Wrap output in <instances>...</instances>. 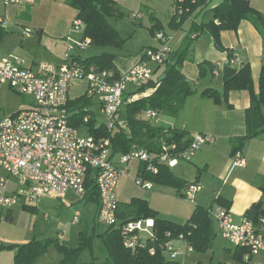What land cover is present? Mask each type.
<instances>
[{
    "label": "crops",
    "instance_id": "crops-1",
    "mask_svg": "<svg viewBox=\"0 0 264 264\" xmlns=\"http://www.w3.org/2000/svg\"><path fill=\"white\" fill-rule=\"evenodd\" d=\"M31 1L33 2L7 4L5 0H0L4 6H14L15 13L18 15L20 12V15H24L26 18L24 19L26 23L16 21V24L21 27L19 25L9 27V20L6 16L0 15V18L7 20L6 25L0 23V29L4 32V36L0 40V54L17 55L25 61L27 66L33 69H37L42 62H48L55 69H58L70 58L82 59L79 48L69 49V45L77 41V37L80 40L85 38L84 30L81 37L74 36L73 21L78 11L67 4L66 0ZM113 1L124 15L129 13L130 16L132 13H140L141 17L132 18L138 20L144 28L150 29L153 35L155 34L153 29L155 26L160 27V29L163 27L161 31L169 37L168 43L172 53L181 49L190 36L191 46L182 70L190 84L196 87V91L186 98L182 109L174 117L175 121L168 123V125L186 130L191 137L194 133L212 134L214 136V142L202 145L196 151L193 159L189 161L193 165L191 166L192 169L182 165L181 161L171 168L174 174L184 179L186 183L194 181L200 183L201 189L195 194L194 200L183 195L185 186L179 188L153 181L151 189L144 188L140 195L133 197L147 199L150 206L158 212L160 218L178 223H185L197 205L210 208L213 211L220 206L224 207L229 210L231 221L240 222L247 209L254 203L264 200V131L245 139L240 149L245 163L237 164L239 158L234 154L233 148L234 145H239L237 140L247 133L246 110L251 104V93L246 89L232 90L229 94L231 107H228L224 102L217 104L213 98L202 95V90L209 86L221 91L224 88V68L231 65L240 69L249 63L254 90L258 93L264 59L262 35L249 20L244 19L240 22L238 29L221 32V43L224 48L219 49L207 26L204 25L214 19L212 10L223 0H205V3L199 6L179 27L175 26L178 20L173 22L176 10L173 15L171 14V6L172 4L175 5V0ZM250 3L264 14V0H250ZM171 17L173 29H167L164 19L170 21ZM45 18H49V21H44ZM26 28L32 29L30 35L25 34ZM119 32L121 33L120 30ZM34 33L36 34L35 37L33 36ZM121 35L124 37L122 33ZM150 46L156 47L153 44L148 47ZM115 54L117 55L116 70L118 74H122L142 59L143 52L141 56L138 54L137 57L130 60V64L127 66L124 65L125 59L119 57L118 53ZM203 62H209L214 68L209 77L204 79L200 78L199 72V64ZM153 66L158 78L165 75L164 65ZM75 86L80 88L82 92L75 96L70 90V98L72 99L85 93L87 83L79 81L73 85V87ZM92 102L100 106L96 101ZM95 114L97 116L96 111ZM99 114L103 116L101 110ZM97 123L105 122L99 123L97 117ZM135 165L137 168L138 164ZM1 177H5L7 183L4 188L0 187V194L3 192L16 194L24 188L19 178L15 176L19 180V183H16L9 178L5 169H0ZM121 189L122 183L119 194ZM119 201L122 202V200ZM26 206L31 209L36 204H27L22 198L15 205L4 206L0 204V245H20L38 239L36 228H33L27 220L26 214L29 209ZM17 215L22 219L18 221ZM218 235L221 233L219 232ZM238 250L237 248V252ZM16 253L17 248L0 249V264H13ZM236 256L239 257V253H236ZM241 259L243 260V258Z\"/></svg>",
    "mask_w": 264,
    "mask_h": 264
},
{
    "label": "built area",
    "instance_id": "built-area-1",
    "mask_svg": "<svg viewBox=\"0 0 264 264\" xmlns=\"http://www.w3.org/2000/svg\"><path fill=\"white\" fill-rule=\"evenodd\" d=\"M5 2L23 4L33 1ZM141 16L140 13L133 14L134 18ZM0 23L6 25L7 20L0 18ZM73 26L84 30L85 24L82 19L75 18ZM31 33V28L25 29V34ZM158 38L163 42L161 47H148L139 62L118 75L113 69L88 65L77 58H70L58 69L48 62H42L37 69H33L17 55L0 54V90L7 85L21 94L32 96L35 101L31 107L0 119V167L8 174L17 176L24 186L16 194H0L1 205L18 204L21 198L27 204L34 205L43 196L64 198L69 191H74L84 199L87 194L86 178L89 171L93 170L100 196L98 221L108 226H118L119 189L123 178L129 176L133 163L138 164L137 182L151 189L153 183L142 175L140 165H144L145 172L155 175L160 166L173 168L181 159L191 161L202 145L214 142L212 134L197 133L183 147L174 142L163 144L160 151L154 152L133 145L127 153L113 154L110 138L85 134L71 125L70 90L76 82L85 81L87 86L84 94L100 105L101 113L107 119L105 124L108 130L131 133L122 114L123 107L151 94L155 88L132 91L150 81L158 84L161 77L156 76L153 65H164L172 54L169 37L162 32ZM90 44L91 39L85 37L71 43L69 49L73 50L77 46L84 49ZM160 116L161 113L156 109H147L145 112V117L155 124H161ZM89 118L90 115H87L85 121ZM235 154L239 158L236 163L244 164L245 159L240 151ZM6 183L7 179L1 177L0 187L4 188ZM200 189L199 182H191L185 187L183 195L194 200ZM210 214L225 239L238 249H246L243 254L246 263L251 264L252 259L264 251V216L254 222L245 215L236 223L231 221L229 210L221 206L215 211L210 209ZM79 222L80 218L75 217L73 223ZM154 226V218L131 220L123 224L124 245L135 248L142 238L154 237ZM144 232L148 234L146 238L141 235ZM178 240L184 241L189 251L193 250L182 235ZM165 247L174 260L178 255L175 240L168 241ZM150 252L154 253V248Z\"/></svg>",
    "mask_w": 264,
    "mask_h": 264
},
{
    "label": "trees",
    "instance_id": "trees-1",
    "mask_svg": "<svg viewBox=\"0 0 264 264\" xmlns=\"http://www.w3.org/2000/svg\"><path fill=\"white\" fill-rule=\"evenodd\" d=\"M67 4L74 7L78 13L76 18L82 19L84 36L89 37L93 45L121 47L125 38L118 29L110 22V17H122L124 13L113 0H66ZM205 0H175L176 13L173 22L179 27ZM181 10V11H179ZM214 19L205 24L214 38L219 49H223L221 43V32L223 30H236L240 22L249 20L260 32L264 44V14L254 8L250 0H223L213 10ZM4 32L0 29V40ZM191 46V38L186 40L184 46L172 53L171 58L164 63L165 77L159 81H150L141 88L132 91H144L147 88H155L148 95L138 98L133 103L123 107L122 114L127 120L131 133L125 130L111 132L105 123L98 124L95 111L91 109L92 99L87 94L71 99L69 108L71 111L70 123L78 127L82 132L92 134L98 138L108 137L111 139L113 154L127 153L133 145L158 152L163 144L178 143L181 147L190 140V134L183 129L164 124H155L145 117L147 109H156L160 113L175 116L182 109L186 98L195 93L182 70ZM153 47V46H150ZM114 53L103 52L99 55L80 59L85 64H94L102 69H113L118 75ZM200 78H208L210 72L214 71L209 62L199 64ZM223 92L214 87H205L202 95L214 99L217 104L226 103L231 107L229 94L232 90H249L251 93V104L246 110L247 133L237 140L239 145H234V154L240 151L245 139L254 137L264 131V59L259 78V92L254 90L252 70L249 63L240 69L227 65L223 72ZM90 115L88 121L85 117ZM1 119V116H0ZM180 147V148H181ZM142 175L153 182L174 185L179 188L187 186L184 179L177 177L168 166H160L155 175L145 172L144 165ZM87 194L84 199L95 201L97 208L100 203L99 191L93 177V170L89 171L86 178ZM28 209L29 206H26ZM34 207V206H32ZM245 215L252 221L258 222L264 216V200L254 203L247 209ZM118 226H109L101 235L106 243L107 260L104 264H170L166 256V243L178 240L180 236L192 246L193 250L205 251L211 248L219 229L215 219L210 214V208L197 205L191 217L185 223L159 217L158 212L150 206L147 199L132 197L128 202H120L117 212ZM154 218V237L141 239L135 248L126 247L123 243L122 225L131 220ZM1 219V217H0ZM60 250L66 252L64 263H70L78 258V250L71 249L57 242ZM46 247V242L34 239L20 245H0L3 248H17L13 264H29ZM154 248L155 252L150 250ZM246 249H239V257L243 258ZM82 264H94V262H82Z\"/></svg>",
    "mask_w": 264,
    "mask_h": 264
},
{
    "label": "rangeland",
    "instance_id": "rangeland-1",
    "mask_svg": "<svg viewBox=\"0 0 264 264\" xmlns=\"http://www.w3.org/2000/svg\"><path fill=\"white\" fill-rule=\"evenodd\" d=\"M171 8V14L173 15L176 10L175 5L172 4ZM5 9L7 11L6 13ZM15 12L14 6H4L0 2V15L6 16L10 23L9 27L18 26L19 24H16V21L25 22L24 19L26 18L24 15H20V12L17 15ZM128 14L129 13L122 17L109 18L110 22L120 30L126 38V41L121 47H102L90 44L84 49H81L77 46L81 51L82 58L99 55L103 52H115L119 54V57L125 59L124 65L127 66L130 64V60H133L138 54L141 56L142 52H144L150 44L156 47L162 46L163 42L159 40L158 35L162 33L161 29L163 27L160 29V27L155 26L153 28L155 34L153 35L150 29L144 28L138 20L133 19V14L135 13H132L130 16ZM165 20L166 18L164 19L167 26L166 28L173 29L171 25L172 17L170 21ZM44 21H49V18H45ZM73 29L74 36H82V28L78 29L74 26ZM33 36L35 37L36 34L34 33ZM77 41L81 40L77 37ZM221 91L223 92V89ZM81 92V89L77 86L71 89L72 95L75 96ZM33 104H35V101L32 96L21 94L7 85H4L0 90L1 118L9 116L22 108L31 107ZM90 108L97 112L99 123L107 121L106 117L99 114L101 110L100 106L93 104ZM174 117L175 116L161 113V123L168 125V123L170 124V122L175 121ZM83 133L86 134V132ZM195 134L197 133H194L193 136ZM180 161L182 165L186 167L190 168L193 166L185 159H181ZM135 164L136 163H133L131 165L132 170L129 176H126L122 182L121 193L118 195L119 200H122V202L130 200L135 195H140L144 189L136 180L137 168ZM8 176L16 183H19L17 177L10 174H8ZM26 215L31 226L36 228L38 240L46 242L44 250L29 264H82V262L91 261L94 262V264H104L107 260L106 243L101 234L105 232L109 226L98 221L97 205L95 201L83 199L74 191H69L64 198L43 196L36 203L35 207L27 210ZM75 217L80 218L79 223H73ZM17 219L19 221L22 218L17 215ZM60 235L61 238H59ZM141 235L146 238L148 234L144 232L141 233ZM57 242L71 249L80 248L77 255L78 259L70 263H64L63 260L67 254L59 249ZM175 246L178 255L174 260L171 258V253L166 252L167 259L171 261L170 264H248L240 257L236 256V246L222 235H218L212 247L205 251H189L182 240H175ZM257 263L264 264V252L252 259L251 264Z\"/></svg>",
    "mask_w": 264,
    "mask_h": 264
},
{
    "label": "water",
    "instance_id": "water-1",
    "mask_svg": "<svg viewBox=\"0 0 264 264\" xmlns=\"http://www.w3.org/2000/svg\"><path fill=\"white\" fill-rule=\"evenodd\" d=\"M164 77H165V75H163V76L160 78V80H162Z\"/></svg>",
    "mask_w": 264,
    "mask_h": 264
}]
</instances>
